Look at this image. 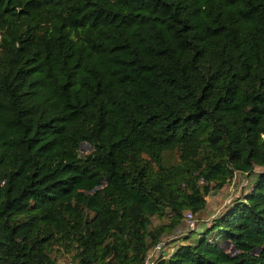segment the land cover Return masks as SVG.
<instances>
[{
  "label": "trees",
  "instance_id": "obj_1",
  "mask_svg": "<svg viewBox=\"0 0 264 264\" xmlns=\"http://www.w3.org/2000/svg\"><path fill=\"white\" fill-rule=\"evenodd\" d=\"M236 172L249 189L147 263ZM56 252L264 264V0H0V264Z\"/></svg>",
  "mask_w": 264,
  "mask_h": 264
},
{
  "label": "rangeland",
  "instance_id": "obj_2",
  "mask_svg": "<svg viewBox=\"0 0 264 264\" xmlns=\"http://www.w3.org/2000/svg\"><path fill=\"white\" fill-rule=\"evenodd\" d=\"M90 148L87 144L83 143L79 147V154L83 155L89 152ZM163 163L167 164L172 162L170 155L167 156L166 153L162 154ZM262 168L256 167L254 171H259ZM253 181V176L247 177L242 173H234L233 177L228 180L221 189L216 192L208 193L205 199V205L203 210L194 214L195 220V230H199L200 226L204 223L206 226L209 225L212 217L221 213L234 199L240 197L245 193ZM90 185H85L83 188H89ZM165 222V220L152 217L151 227L157 226ZM190 230L186 227L184 220L182 219L176 232L165 233L161 239V242L150 250L147 256V263L154 260L159 254H163L165 257L169 256L177 247V245L182 242L178 241L179 236H184ZM56 258V264H69V255L64 253H54Z\"/></svg>",
  "mask_w": 264,
  "mask_h": 264
},
{
  "label": "built area",
  "instance_id": "obj_3",
  "mask_svg": "<svg viewBox=\"0 0 264 264\" xmlns=\"http://www.w3.org/2000/svg\"><path fill=\"white\" fill-rule=\"evenodd\" d=\"M183 220H184V223H185L186 227L188 228V230L195 229L196 224H195L194 217L191 213L186 212L184 214Z\"/></svg>",
  "mask_w": 264,
  "mask_h": 264
}]
</instances>
